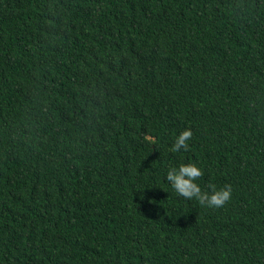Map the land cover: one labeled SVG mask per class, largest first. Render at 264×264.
<instances>
[{
  "label": "trees",
  "instance_id": "obj_1",
  "mask_svg": "<svg viewBox=\"0 0 264 264\" xmlns=\"http://www.w3.org/2000/svg\"><path fill=\"white\" fill-rule=\"evenodd\" d=\"M0 264H264V0H0Z\"/></svg>",
  "mask_w": 264,
  "mask_h": 264
},
{
  "label": "clouds",
  "instance_id": "obj_2",
  "mask_svg": "<svg viewBox=\"0 0 264 264\" xmlns=\"http://www.w3.org/2000/svg\"><path fill=\"white\" fill-rule=\"evenodd\" d=\"M191 137L190 130H184L176 137L173 151L179 150L181 146L187 147L186 141ZM200 175V169L195 165H179L178 168L170 170L167 178L172 186L186 197H197L203 202L205 199L212 204H219L229 196L228 191H217L211 195L201 193L199 186L194 183V178Z\"/></svg>",
  "mask_w": 264,
  "mask_h": 264
}]
</instances>
